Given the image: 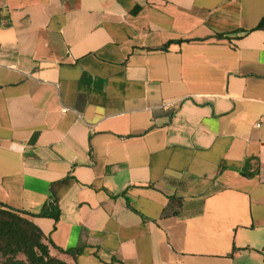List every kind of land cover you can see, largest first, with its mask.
Masks as SVG:
<instances>
[{"label":"crops","instance_id":"1","mask_svg":"<svg viewBox=\"0 0 264 264\" xmlns=\"http://www.w3.org/2000/svg\"><path fill=\"white\" fill-rule=\"evenodd\" d=\"M0 202L70 264H264V0H0Z\"/></svg>","mask_w":264,"mask_h":264},{"label":"trees","instance_id":"2","mask_svg":"<svg viewBox=\"0 0 264 264\" xmlns=\"http://www.w3.org/2000/svg\"><path fill=\"white\" fill-rule=\"evenodd\" d=\"M262 25L263 21L257 28ZM27 215L32 214L0 202V264H70L59 254L75 257L81 252L82 245L65 250L53 244ZM38 215L57 219L58 211L50 205L48 212L42 211Z\"/></svg>","mask_w":264,"mask_h":264},{"label":"built area","instance_id":"3","mask_svg":"<svg viewBox=\"0 0 264 264\" xmlns=\"http://www.w3.org/2000/svg\"><path fill=\"white\" fill-rule=\"evenodd\" d=\"M62 111H66V108H62Z\"/></svg>","mask_w":264,"mask_h":264}]
</instances>
